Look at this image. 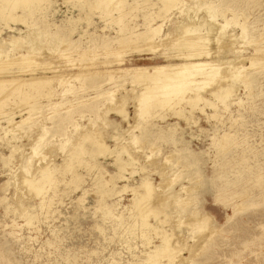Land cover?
I'll list each match as a JSON object with an SVG mask.
<instances>
[{
  "label": "rangeland",
  "instance_id": "1",
  "mask_svg": "<svg viewBox=\"0 0 264 264\" xmlns=\"http://www.w3.org/2000/svg\"><path fill=\"white\" fill-rule=\"evenodd\" d=\"M97 1L40 0L31 15L13 11L23 20L0 16V79L53 77L13 95L16 83L0 88V264H167L171 253L175 264H264V0H179L170 10L122 0V20L117 0ZM147 13L161 25L156 40L120 46ZM197 27L212 41L195 60L221 72L197 103L189 89L145 111L142 80L121 69L182 62ZM220 81L235 89L224 100L212 92ZM46 170L55 179L38 194L29 181ZM145 179L149 201L139 199ZM138 202L159 215L142 216ZM167 235L178 258L158 257Z\"/></svg>",
  "mask_w": 264,
  "mask_h": 264
},
{
  "label": "bare ground",
  "instance_id": "2",
  "mask_svg": "<svg viewBox=\"0 0 264 264\" xmlns=\"http://www.w3.org/2000/svg\"><path fill=\"white\" fill-rule=\"evenodd\" d=\"M44 1V0H43ZM113 1V2H112ZM114 1L115 0H98L97 2H96V4L100 7V6H102V5H104L105 4V6L107 7V8H109V5L111 6V3H114ZM146 1H148V0H146ZM179 0H163V9L164 10H170L171 8H173L172 6H174L177 2H178ZM1 2L3 3H6L4 6H0V16L1 17H7V16H12V18L14 19V20H20L21 18H22V16H18V15H15V13H13V11L16 9V8H18L19 6H21V7H24L25 9L24 10H28V12L30 13V15H31V12L33 13L34 11H36L37 9H38V7H40V0H0V5H1ZM3 3V4H4ZM42 3H44V2H42ZM46 3H48L47 2V0H46ZM50 3V2H49ZM39 4V5H38ZM95 2H94V4L92 5L93 7H95ZM153 4V3H152ZM44 5V4H43ZM42 5V6H43ZM96 5V6H97ZM124 5H125V2L123 1L122 2V0H117L116 1V4H115V7H113L114 9H116L118 12H119V19H121L122 20V17H124ZM41 6V7H42ZM92 6H90V7H92ZM162 7V6H161ZM23 10V9H22ZM23 10V11H24ZM92 10V9H91ZM113 9L111 8V9H108V11L109 12H111ZM123 13H122V12ZM159 11H160V9H159ZM158 11V12H159ZM162 12H163V10H161ZM108 12V13H109ZM153 12V11H152ZM160 13V12H159ZM164 13V12H163ZM162 13V14H163ZM110 14V13H109ZM113 14V13H112ZM166 14V13H165ZM146 15V17L144 18V21H145V29L144 30H142V31H139V32H132V33H124L121 37H119L118 39H117V42L119 43V44H122V42L125 40V38L127 39V37H128V40H129V37L130 36H134L135 37V35H138L139 37L141 36V38H142V36H144L145 37V39H148V40H153V41H155L156 40V35L158 34V32H159V28L161 27V25H158V26H154L153 24H152V22L153 21H155V18L156 17H153V14H145ZM147 15H149V16H147ZM157 15H159V14H157ZM164 15V14H163ZM156 16V15H155ZM111 17V16H110ZM143 17V16H142ZM21 20H23V19H21ZM179 26V25H178ZM188 26V25H187ZM187 26H185V27H187ZM184 27V26H183ZM182 27V28H183ZM191 27V26H190ZM193 28V27H192ZM195 28V27H194ZM102 30V29H101ZM178 30H180V29H178ZM177 30V31H178ZM183 31H184V29H182ZM186 30V29H185ZM75 32V28H72L71 30H70V34H73ZM189 32H191V35H190V33ZM185 33V32H184ZM208 33V32H207ZM210 33V32H209ZM186 36L187 35H189L188 37H186V36H184L183 38H184V40H183V42H184V46L186 47V48H189V49H187V50H193V49H195V48H197V46H198V48L201 46L200 44L202 43L203 45H204V41L205 40H209L210 38H209V35L207 36V38H209V39H207L206 37H205V35L203 36V35H201L200 34V32H198V27H197V29H193V30H190V28L188 29V31L186 30ZM160 35V34H159ZM125 36V37H124ZM132 36V37H133ZM158 36V35H157ZM174 37H176L175 35H174ZM182 37V36H181ZM131 38V37H130ZM179 38V37H178ZM143 39V38H142ZM131 40V39H130ZM138 40V39H137ZM178 40V39H177ZM16 41V40H15ZM18 41V40H17ZM127 41V40H126ZM136 41V40H135ZM144 41V40H143ZM175 41V40H174ZM180 41V40H179ZM209 41H212V40H209ZM129 41H127V43H128ZM138 42H141V40L140 41H138ZM145 42V41H144ZM147 42V41H146ZM150 42V41H149ZM149 42L148 43H145V44H148L149 45ZM182 42V43H183ZM118 43H117V45H118ZM123 43H125V42H123ZM133 44H135V42L133 43ZM141 45L143 44V46L142 47H144V43H140ZM140 44H135V45H140ZM151 44V43H150ZM155 44V43H154ZM125 45V46H124ZM140 45V46H141ZM158 45V44H157ZM156 45V46H157ZM161 45V44H160ZM120 46H123V47H126V43L125 44H123V45H120ZM120 46H116V47H120ZM146 46V45H145ZM123 47H120L121 48V50H122V48ZM138 47V46H137ZM146 47H148V46H146ZM150 47H151V45H150ZM179 47V46H178ZM119 48V49H120ZM154 48V47H153ZM200 48H202V46L200 47ZM260 48V47H259ZM124 49V48H123ZM138 49H139V47H138ZM151 49V48H150ZM155 49V48H154ZM156 49H157V47H156ZM204 49H206V48H204ZM203 49V50H204ZM117 49H115V51L114 52H118L119 53V51H116ZM141 49H139V51H140ZM152 50V49H151ZM196 50V49H195ZM207 51H206V53H209V51H208V49H206ZM147 51V50H146ZM121 52V51H120ZM194 52V51H193ZM197 52H199V50L197 51L196 50V52L195 53H192V52H188L186 55H185V53H184V57L182 56V55H179V56H182L183 58H182V62H180V63H168V64H161V65H156V66H153V67H138V66H136V67H133V68H131V69H127V70H125V68L124 69H121V75L119 76L120 78L122 77V76H125V75H127V71H131L132 72V76L131 77H134L135 78V80H142V85L144 86V89L142 90V93H141V95H142V97H141V107H143L144 108V110L145 111H147V110H149L151 107H160V108H163V107H166V106H170V107H172V104L174 103L173 102V99H174V97H177V96H182L183 94H185L186 93V91L187 90H189V89H192L193 91H195V96H190L188 99H186V101H189L188 103H192V104H195V103H197V100L199 101L200 99H204V97L201 95V91H200V89L202 88V89H204V87L206 86V85H208V84H211V82H213V81H215L216 80V77L219 75V71L221 72V70L219 69V70H217V68H214V67H210L209 65H211V64H208V63H205V61H204V63L201 61L202 60V57L200 56L201 55V53H197ZM201 52H203V51H201ZM1 53V52H0ZM123 53V52H122ZM121 53V54H122ZM205 53V54H206ZM203 54H204V52H203ZM209 55V54H208ZM22 56V55H21ZM25 56V55H24ZM27 57L29 56V55H26ZM178 56V57H179ZM263 56V55H262ZM198 57H201V60L200 61H198V60H195V59H197ZM12 58V57H11ZM11 58H9V59H11ZM16 58V57H15ZM19 58V57H18ZM21 58V57H20ZM9 59H7V60H9ZM29 59V58H28ZM30 59H32V58H30ZM20 60V59H19ZM25 60V59H24ZM33 60V59H32ZM13 61H16V60H12V62ZM18 61V60H17ZM16 61V62H17ZM27 61V60H26ZM11 62V63H12ZM207 62V61H206ZM209 62H211V61H209ZM213 62V61H212ZM3 63H4V61H3ZM21 63V62H20ZM23 63H25V62H23ZM22 63V64H23ZM28 63H30V62H28ZM214 63V62H213ZM9 64V63H8ZM13 64H14V62H13ZM16 64V63H15ZM37 64V63H36ZM29 65V64H28ZM83 66V65H82ZM214 66H216V65H214ZM219 66H221V65H218L217 67H219ZM231 66H233V65H231ZM47 67V66H46ZM50 67V66H49ZM208 67H210L211 69H209ZM235 67V66H234ZM24 68V67H23ZM33 68V67H32ZM32 68L30 69V70H32ZM48 68V67H47ZM232 68V67H231ZM237 68H239V67H237ZM25 69V68H24ZM27 69H29V68H27ZM26 69V70H27ZM43 69H46V68H43ZM49 69H51V68H49ZM227 69V68H226ZM1 70V69H0ZM3 70H5V69H3ZM3 70H2V72H3ZM7 70V69H6ZM23 70V69H22ZM20 71V72H22V73H25L24 71ZM107 70V69H106ZM116 70L117 71H119V69H114V72H116ZM230 70V73L232 74L234 71L232 70V72H231V69H229ZM33 71H34V69H33ZM32 71V72H33ZM236 71V70H235ZM7 72V71H6ZM9 72H10V70H9ZM28 72V71H27ZM103 72V71H102ZM107 72H108V70H107ZM110 73L112 72V69L109 71ZM120 72V71H119ZM126 72V73H125ZM8 73V72H7ZM21 73V74H22ZM31 73V72H30ZM104 73V72H103ZM229 73V72H228ZM32 74H34V73H32ZM125 74V75H124ZM223 74H227V73H223ZM235 74V73H234ZM0 75H1V73H0ZM25 75V74H24ZM58 75V74H57ZM57 75H55V74H53V76H57ZM75 75V74H74ZM74 75H72V76H74ZM233 75V74H232ZM241 75H243V73L241 74V71L239 70H237V72H236V75L233 77V79H237V78H239ZM224 76V75H223ZM229 76H231L230 74H229ZM19 77H20V75H19ZM18 76H11V78H9V79H5V78H1L0 79V88H3V87H1L2 85H4V84H7V83H11V84H13V83H16L14 86H12L11 87V94L12 93H21L22 91H23V89H22V85H24V84H28V85H36V86H38L39 85V87H40V85H46V83H50V80H51V78H53L52 76H49V75H38V76H31V77H21V78H19ZM219 77H222V76H219ZM218 77V78H219ZM225 77V76H224ZM242 77V76H241ZM240 77V78H241ZM112 77H110V79H111ZM226 78V77H225ZM224 78V79H225ZM230 78V77H229ZM221 79V78H220ZM223 79V80H224ZM227 79H228V76H227ZM233 79H231V80H233ZM135 80H133V81H135ZM67 81H69V80H67ZM225 81H227V80H225ZM221 83H218L217 84V86L212 90V92H213V95L215 96V97H217V99L219 98V100L221 99V100H224L225 98H227V97H229L232 93H234V92H232L233 90H235V89H233L234 88V85L233 84H226V83H224L223 81H220ZM227 82H229V80L227 81ZM231 82V81H230ZM232 83V82H231ZM194 84H200V87L198 86H195L196 88H194V87H192L191 88V86L192 85H194ZM44 85H43V87H44ZM70 85V84H69ZM232 85H233V87H232ZM6 86V85H5ZM4 86V87H5ZM5 89V88H4ZM9 89V88H8ZM8 91H10V89L8 90ZM190 91V90H189ZM188 91V92H189ZM193 91H191V92H193ZM200 91V92H199ZM6 92V91H5ZM187 92V93H188ZM26 93V92H25ZM8 94H10V93H7L6 95H8ZM13 95V94H12ZM140 95V96H141ZM1 97V96H0ZM5 99H6V97H5ZM196 101V102H195ZM26 102V101H25ZM173 102V103H172ZM193 102H195V103H193ZM119 104V103H118ZM126 105V104H125ZM121 106V105H120ZM125 107V106H124ZM174 107V106H173ZM17 108V107H16ZM1 109V108H0ZM118 109V108H117ZM121 109V108H120ZM180 109V108H179ZM179 109H177L178 111H179ZM176 110V111H177ZM125 111V110H124ZM177 111V115H180L181 113V111H179L178 112ZM6 115V114H5ZM7 117H8V115H7ZM10 117H11V115H10ZM9 117V118H10ZM92 138V137H91ZM100 138V137H99ZM94 139H95V137H94ZM98 140V139H97ZM93 142H94V140H93ZM101 143H102V141H101ZM101 143L99 144V145H101ZM94 144H95V142H94ZM93 144V145H94ZM94 146H97L96 144L94 145ZM98 148V147H97ZM102 148V147H101ZM101 148H99V149H101ZM94 149H96V147L94 148ZM105 150H106V148H104ZM104 149L102 148L101 150H103L104 151ZM91 151H92V149H91ZM131 156V155H130ZM131 158H132V156H131ZM77 159V158H76ZM135 159V158H134ZM80 160H82L81 158H80ZM83 161V160H82ZM43 169V168H42ZM52 174H53V172L51 171V170H46V171H44L43 173H42V175L38 178V179H36V180H34V181H29L30 182V186L32 185V187L35 189L34 191L35 192H37L38 194L39 193H41L42 192V190H43V187H44V184H46V183H53V181H54V179L55 178H53L52 177ZM144 179V178H143ZM149 179V178H148ZM146 180L147 179H145L144 181L146 182ZM144 181H142L143 182V186L147 189V191H146V189H144V191H146V193L140 198L139 196V199L141 200V201H145V200H147V201H149V199L148 198H150V197H152L154 194H153V191H152V196H150V194H151V190L154 188L152 185H150V183H148V181L146 182V183H144ZM25 183V182H24ZM27 184H28V182H27ZM152 184V183H151ZM142 185V184H141ZM28 186H29V184H28ZM152 186V187H151ZM32 187H30V189L32 188ZM49 187V186H48ZM142 187V186H141ZM143 187V188H144ZM142 188V189H143ZM31 190H33V189H31ZM144 191H142V192H144ZM137 193H140V192H137ZM142 194V193H141ZM150 196V197H149ZM151 199V198H150ZM151 201V200H150ZM184 201H186V200H184ZM183 201V202H184ZM143 203V202H142ZM145 203L146 202H144V204L142 205V207H141V205H140V207H139V202H138V208H140L139 209V212H140V214L142 215V216H144V217H148L149 215H151V212H155V211H157V212H155L156 214H155V216L158 214V207H157V209L156 210H154L153 211V208L151 209V208H149L150 206L151 207H153L152 205H150L149 207H146V205H145ZM150 202H148V204H149ZM156 203V202H155ZM151 204V203H150ZM185 204V203H184ZM145 206V208H143ZM155 206V205H154ZM155 208V207H154ZM161 207H159V209H160ZM163 208V207H162ZM160 211V210H159ZM162 211V210H161ZM161 211H160V214H161ZM152 214H154V213H152ZM159 215V214H158ZM166 215V214H165ZM153 216V215H152ZM186 219V218H185ZM209 220V219H208ZM187 221V220H186ZM189 221H190V219H189ZM193 222V221H192ZM191 222V223H192ZM206 222H208V221H206ZM205 222V223H206ZM194 223V222H193ZM193 223L191 224V225H193ZM202 224V223H201ZM208 224V223H207ZM207 224H205V226L207 225ZM196 225V224H195ZM198 225H199V223H198ZM201 226V225H200ZM193 227V226H192ZM204 227V226H203ZM197 228V227H196ZM198 229V228H197ZM202 230H206V229H202ZM198 231H200V230H198ZM196 233V232H195ZM202 233H203V231H202ZM198 234H200V233H198ZM198 234H197V236H198ZM170 237H173V236H171L170 235ZM170 237H168V235L167 236H165V238H164V240H163V244H162V246H161V248L159 249V254H158V257H160L161 256V258H162V256L165 254V253H169L170 254V252L173 250L172 248H174V247H176V245L175 244H177V243H175V244H173L174 245V247L171 245V241H170ZM195 237V236H194ZM200 237V236H199ZM173 239V238H172ZM171 239V240H172ZM195 240H198V239H195ZM195 244H197V243H195ZM194 246V245H193ZM177 248H178V246H177ZM176 250H178V249H176ZM191 250V249H190ZM173 252V251H172ZM161 254H163V255H161ZM168 254V255H169ZM174 254H176L175 253V250H174V252H173V257H175L174 256ZM168 255H165V256H168ZM177 255H180V254H178L177 253ZM177 255H176V257H177ZM175 257V258H176ZM180 257V256H179ZM169 258V263L167 262V264H175V262L173 261V258H172V253H171V256H169L168 257ZM178 258V257H177ZM163 259V258H162ZM165 259H167V257L165 258ZM187 259V258H186ZM175 261L177 260V259H174ZM183 260V259H182ZM185 260V259H184ZM167 261H168V259H167ZM174 262V263H173ZM178 263V262H177ZM182 263V262H181ZM185 264V263H184Z\"/></svg>",
  "mask_w": 264,
  "mask_h": 264
}]
</instances>
